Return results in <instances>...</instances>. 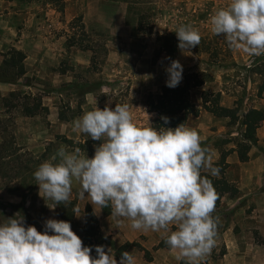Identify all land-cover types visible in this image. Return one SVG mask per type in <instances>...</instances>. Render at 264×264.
Returning a JSON list of instances; mask_svg holds the SVG:
<instances>
[{"label":"rangeland","instance_id":"rangeland-1","mask_svg":"<svg viewBox=\"0 0 264 264\" xmlns=\"http://www.w3.org/2000/svg\"><path fill=\"white\" fill-rule=\"evenodd\" d=\"M229 3L230 0L54 2L58 12L63 16L68 12L73 18L69 24L67 42L79 49L77 55L80 56L76 63L63 59L58 67L60 74L54 75H61L59 80L37 82L35 78L22 76L12 83L0 82L9 85L6 87L8 92L0 89L1 96L9 98L14 104L23 102V99L9 97L11 92L17 91L22 95H31L30 104L34 102L33 98H37L43 107L48 108V111L41 110L39 115L28 117L23 115L20 107H10L7 111L0 100V119L4 125L0 131L6 130V141H14L12 149L4 151V161H0V223L7 222L10 217H24L27 225H34L43 231L47 219L61 220L56 204L40 195L34 172L60 148L73 152L77 147H72L68 141L77 146L84 145L81 154L94 157L95 149L102 141L73 131V122L96 106L114 109L117 103H126L138 123H153L157 115L149 112L146 102L150 95L159 94L167 86L166 69L171 61L179 60L183 65L181 83L187 74L204 72L209 76L204 86L193 88L190 93L192 102L201 112L198 117H189V125L197 130L201 140L204 139L202 146L208 149L213 146L224 152L230 142V146L238 143L242 139L244 127L240 123L231 126L229 119L214 117L203 109L202 103L203 93L210 91L220 92L222 105L238 109L240 116L252 108L264 109V96L259 97V88L264 83V76L260 73L264 70V54L256 56L233 50L224 40V34L216 36L211 30L210 17ZM181 25H191L197 29L201 42L189 51L177 48L175 56L171 57L167 51L168 44L176 45L179 42L175 31ZM4 56L0 60L4 61ZM29 85L32 89L28 88ZM258 129L263 132L259 141L264 142V123ZM263 150L260 144L256 147L258 157ZM214 166L217 167V164ZM72 188L71 200L77 201L81 215L79 218L75 215L72 230L82 239L84 246L93 248L94 258L96 246H104L107 251L106 244H109L113 253L115 245L111 244V236L120 228L119 223L105 217L100 206L94 207L88 197L79 198L78 181L73 182ZM260 190L264 191V186ZM87 204L99 214V232L90 243L84 240ZM220 224L217 234L221 229ZM255 238L264 245L262 236L256 234ZM134 249L141 251L138 247ZM226 252L223 245L216 256L212 255L213 261L216 263L218 254L222 256Z\"/></svg>","mask_w":264,"mask_h":264},{"label":"clouds","instance_id":"clouds-1","mask_svg":"<svg viewBox=\"0 0 264 264\" xmlns=\"http://www.w3.org/2000/svg\"><path fill=\"white\" fill-rule=\"evenodd\" d=\"M211 30L233 50L249 55L264 54V0H230L210 17ZM181 51L201 42L191 25L175 31ZM169 88L183 79V65L171 61L166 69ZM165 124L168 117H161ZM73 131L102 141L94 157L81 149L60 148L34 172L40 195L56 205L71 203L73 182L80 185L79 198H89L94 207H110L111 216L126 218L139 231L169 232L164 243L183 264H200L216 244L218 217L213 216L217 193L202 171L219 174L210 149L202 146L197 130L185 123L175 128L137 122L128 104L115 108L98 106L74 122ZM87 193V196H85ZM43 194V195H42ZM79 218V208L73 206ZM107 238V237H105ZM84 246L70 222L47 219L43 231L27 225L24 217L0 223V264H137L123 252L119 261L112 249Z\"/></svg>","mask_w":264,"mask_h":264},{"label":"crops","instance_id":"crops-1","mask_svg":"<svg viewBox=\"0 0 264 264\" xmlns=\"http://www.w3.org/2000/svg\"><path fill=\"white\" fill-rule=\"evenodd\" d=\"M72 19L68 12L66 16L58 12L52 2L33 0L32 2L22 3L17 0H0V58L4 56L5 51L11 49L22 51L26 56L24 61L25 74L22 78H35L37 82L38 80H59L62 76L57 75L54 77V75L59 73L58 67L63 59H69L76 63L80 56V54L77 55L79 49L67 42L69 24ZM2 64L3 60H0V67ZM34 85L38 84L35 83ZM8 86V84L0 83V89L3 92L9 91L6 88ZM28 88L32 89L31 85ZM189 124L190 119L186 125L190 128ZM208 131L213 133L211 129ZM261 134L263 132L258 129L257 143L264 148L263 140L259 141ZM201 141H204V139ZM230 144L231 142L229 147L227 145V148H224V151L230 152L227 157L229 167L225 171V177L229 182L236 185L238 192L232 197L226 194L221 202L215 205L213 215L218 216L221 229L216 235V244L211 254L200 263L264 264V245L258 243L255 238L256 234L264 238V191L260 190L264 186V153L262 152L261 156L258 157L255 152L258 145L253 146L249 153V161L242 163L235 151L237 143H234L233 146H230ZM209 148L214 166L221 160L222 150H217L213 146ZM204 172L211 175L210 171L205 170ZM214 177L221 178V172ZM95 213L98 217L97 210ZM108 217L112 222L119 223L120 227L111 236V244L115 245L113 254L116 256L117 261L121 257L118 249L126 243L136 242L151 252L152 257V261H147L143 251H136L135 247H130L127 252L135 256L137 264L180 263L181 260L176 258L178 253L166 249H156L171 231L176 230L175 225L169 226V232L163 230L161 232H145L132 229L130 221L126 218L111 215ZM141 238L143 240H140ZM223 245L227 252L222 256L218 254L219 258L215 263L212 255L216 256L219 248ZM109 246L111 247V245L106 244L107 248Z\"/></svg>","mask_w":264,"mask_h":264},{"label":"trees","instance_id":"trees-1","mask_svg":"<svg viewBox=\"0 0 264 264\" xmlns=\"http://www.w3.org/2000/svg\"><path fill=\"white\" fill-rule=\"evenodd\" d=\"M22 3L32 2L33 0H17ZM52 3L58 0H50ZM136 2H141L143 0H134ZM142 24V20L139 21V25ZM179 42H176V45L168 44V53L171 57L175 56L177 52ZM25 54L22 51L11 49L5 54V58L2 66L0 67V82L12 83L17 79L21 78L25 74ZM13 75H11V74ZM264 76V70L260 71ZM209 81L208 74L203 73H191L187 74L184 78L183 83L179 84L175 88H169L164 86L162 91L157 95H150L147 99L146 105L149 109V112H153L157 115V118L152 123L156 126L171 127L175 128L180 124L188 122L190 116L198 117L201 110L192 102L191 100V90L193 88L202 87ZM264 96V83L259 88V97L263 98ZM9 97L17 98L23 102L14 104L13 101H10L7 97H2L0 94V100L3 101L5 109L10 107H20L24 116L33 117L40 114L41 110L48 111V108L43 107L41 100L33 98V103L30 104L31 95H22L20 92H11ZM222 94L220 92H210L205 91L202 95L203 109L212 114L217 118H225L230 120V125H236L240 123L244 127V133L242 134V139L237 143V149L235 150L238 153L239 160L242 163L249 161V153L253 146L257 145L258 137L257 131L261 123L264 122V109H249L247 112L243 113L241 116L239 110L236 108H228L222 105L221 103ZM161 117H168L170 122L165 124ZM61 120H66V118H61ZM3 122L0 119V129L3 127ZM6 130L0 131V161H4L5 150H11L14 144V141H6L4 137ZM68 143L72 147L80 148L84 151L85 146L82 144H74L71 141ZM264 152V150H263ZM230 152L224 151L221 154V160L217 163L220 172L222 174L221 178L214 177L204 171H202V176L206 177L213 184L215 191L217 193L218 199L216 204L221 202V199L226 194L236 195L238 189L234 183L229 182L225 177V171L229 167L227 164V157ZM77 206L76 200H71V203L68 205L60 204L56 205L59 211V216L61 220L70 222L71 225L74 222L75 213H73V206ZM102 214L106 217L111 215V208L106 207L102 209ZM215 217V216H214ZM99 232V221L95 212L93 211L91 205L87 204L85 208V226H84V240L86 243H90L94 237L98 235ZM163 239L156 249H166L169 250V247L164 243ZM130 247H138L141 251L144 252L145 258L147 261H152L151 253L146 250L139 243H126L118 249V253L122 255L123 252L127 251ZM95 258L97 257L96 252L94 251ZM179 264H183L181 260ZM203 264V263H200Z\"/></svg>","mask_w":264,"mask_h":264}]
</instances>
